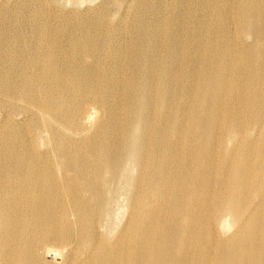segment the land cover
<instances>
[{
  "label": "bare ground",
  "instance_id": "6f19581e",
  "mask_svg": "<svg viewBox=\"0 0 264 264\" xmlns=\"http://www.w3.org/2000/svg\"><path fill=\"white\" fill-rule=\"evenodd\" d=\"M0 264H264V0H0Z\"/></svg>",
  "mask_w": 264,
  "mask_h": 264
},
{
  "label": "rangeland",
  "instance_id": "374dc122",
  "mask_svg": "<svg viewBox=\"0 0 264 264\" xmlns=\"http://www.w3.org/2000/svg\"><path fill=\"white\" fill-rule=\"evenodd\" d=\"M98 1V0H95V2Z\"/></svg>",
  "mask_w": 264,
  "mask_h": 264
}]
</instances>
